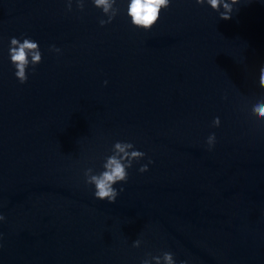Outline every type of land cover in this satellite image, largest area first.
Wrapping results in <instances>:
<instances>
[{
	"label": "water",
	"instance_id": "water-1",
	"mask_svg": "<svg viewBox=\"0 0 264 264\" xmlns=\"http://www.w3.org/2000/svg\"><path fill=\"white\" fill-rule=\"evenodd\" d=\"M102 15L91 0L71 11L0 0V264H138L158 249L188 264H264V126L248 110L264 94V0H241L229 19L172 0L149 31L122 8L103 26ZM21 33L42 51L24 83L7 58ZM116 139L152 163H134L109 203L82 169Z\"/></svg>",
	"mask_w": 264,
	"mask_h": 264
},
{
	"label": "clouds",
	"instance_id": "clouds-1",
	"mask_svg": "<svg viewBox=\"0 0 264 264\" xmlns=\"http://www.w3.org/2000/svg\"><path fill=\"white\" fill-rule=\"evenodd\" d=\"M77 9L83 10L87 0H74ZM196 5H207L222 19H229L241 0H192ZM172 3V0H91V4L98 8L103 14L99 19L100 25L110 23L122 8L128 22L144 31H149L158 22L162 10H165ZM65 8L72 9L73 0H64ZM48 49L54 53H61V48L56 44H49ZM7 58L14 69L13 75L19 83L28 79V72L35 71V66L42 59V51L39 42L31 36L21 33L20 36L8 38ZM258 83L264 86V59H261L257 66ZM107 84L108 81H102ZM226 94L222 95V99ZM248 110L259 117L258 123L264 126V94L257 95L249 104ZM221 121L219 116H213L211 126L219 127ZM217 137L215 132H209L204 137V145L211 150ZM147 159L146 163H140L142 158ZM97 157H92L95 160ZM99 166L89 164L82 169L83 179L86 185H90L94 198L114 203L117 196L124 190V184L128 180V170L134 163L138 164L137 171L145 172L152 158L146 156L145 151L135 147L131 140H114L110 148L99 156ZM5 219L0 212V221ZM2 235V234H0ZM144 233L141 232L137 238L131 241L133 248H139L145 244ZM138 264H188L187 260L176 259L171 250L158 249L157 252L145 251L143 257L139 258Z\"/></svg>",
	"mask_w": 264,
	"mask_h": 264
}]
</instances>
